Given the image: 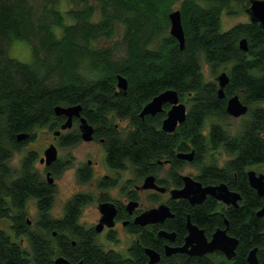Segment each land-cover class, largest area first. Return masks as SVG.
I'll use <instances>...</instances> for the list:
<instances>
[{
    "label": "trees",
    "instance_id": "1",
    "mask_svg": "<svg viewBox=\"0 0 264 264\" xmlns=\"http://www.w3.org/2000/svg\"><path fill=\"white\" fill-rule=\"evenodd\" d=\"M234 4L246 12L249 0H0V218L9 219L15 234L30 244L26 250L0 226V264H56L59 256L69 264H149L147 247L161 254L156 264H250L247 257L254 248L258 264H264V220L257 216L264 197L247 175L252 166H264V30L248 21L222 31L223 14L240 12ZM174 7L182 15L184 49L169 31ZM243 38L249 43L247 52L239 46ZM14 40L30 43V62L9 55ZM202 60L214 73L228 66L224 99L218 96L217 81L206 80ZM118 75L128 79L126 94L119 93ZM167 89H175L188 107L185 122L173 133L161 129L169 105L155 116H140ZM235 94L248 104L249 119L231 134L220 120L230 117L226 100ZM77 104L102 140L111 169L132 167L143 178L156 171L158 161L168 159L175 177L184 165L177 153L194 150L200 170L195 177L203 184L227 183L241 194L239 207L213 197L193 206L181 200L163 225L139 227V239L127 256L105 249L80 226L84 202L71 200L63 217H52L56 188L36 169L37 155L28 153L19 170L11 160L38 129L61 127L65 119L55 114L56 106ZM211 117L218 121L205 134ZM117 121L129 125L124 128ZM22 133L29 138L18 141ZM80 141L77 129L60 144L73 147ZM221 150L230 156L223 166L216 161ZM68 166L60 160L53 174L60 176ZM30 200L40 212L33 229L27 220ZM188 216L208 237L225 228L227 220L228 233L239 240L235 257L229 260L222 252L166 256L169 241L158 237V230L175 232V244L181 245Z\"/></svg>",
    "mask_w": 264,
    "mask_h": 264
},
{
    "label": "water",
    "instance_id": "2",
    "mask_svg": "<svg viewBox=\"0 0 264 264\" xmlns=\"http://www.w3.org/2000/svg\"><path fill=\"white\" fill-rule=\"evenodd\" d=\"M246 13L249 15L250 21L258 23L264 30V0H249V6L246 9ZM170 20V34L175 37L180 48H185V31L182 23V15L179 9H175L169 13ZM240 49L247 52L249 50V43L247 38H243L239 42ZM230 77L226 71L221 72L217 77L218 83V96L220 99H224L225 88L228 85ZM128 79L123 75L117 77V87L119 93L126 94L128 90ZM166 104L170 105L167 110V115L162 122V130L167 133H173L179 125L183 124L187 118L188 107L181 101L179 93L175 89H167L160 94L156 95L151 101H149L142 109L140 116L144 118L147 115L155 116L158 113H162ZM226 112L228 115L234 118H240L245 116L249 112L248 104L244 103L238 94L232 95L226 100ZM55 114L57 116H65L66 121L61 128L63 130L72 127L73 119H80V131L81 137L84 141H92L95 138V128L88 120L82 115V105H70L55 107ZM60 134V131L55 133ZM18 141H25L29 138V134L22 133L18 135ZM178 157L183 160L192 162L195 157V151L180 152ZM58 159V149L52 144L44 151V158L41 162H45L47 166H51L53 162ZM248 181L250 186L256 191L258 196L264 197V174L258 173L253 169H249L247 172ZM48 182L53 184L54 178L51 172L47 174ZM184 187L181 189L172 190V197L174 199H186L192 205L202 204L208 196H211L218 201L224 203L227 206L239 207V202L242 200V196L239 192L230 189L229 185L225 182H221L215 185L204 186L200 181L194 179L190 175L183 177ZM155 178L153 176H147L142 185L143 189L156 188ZM129 209L132 211L137 207V203H130ZM102 217L97 230L101 231L104 225L112 227L114 225V218L116 216V208L112 203H104L100 205ZM257 216L264 220V205L257 211ZM174 217L170 207L161 205L159 207L146 210L139 214L135 223L140 226H147L150 224L164 223L167 219ZM188 234L185 237L184 244L175 246L168 244L165 247V254L171 256L174 254H186L189 256H205L215 252H222L227 259L231 260L236 255V249L239 244V240L231 236L228 233V222L226 221L225 228L217 229L209 239L204 231L198 225L194 224L190 216L187 220ZM160 238H165L171 243L175 241L176 233L169 232L165 229L158 231ZM257 248L250 251L247 260L250 264H258ZM146 253L149 257V264H156L161 259V254L152 248H146ZM56 264H69V260L63 256H59L55 259ZM78 264H81L79 262Z\"/></svg>",
    "mask_w": 264,
    "mask_h": 264
},
{
    "label": "flooded vegetation",
    "instance_id": "3",
    "mask_svg": "<svg viewBox=\"0 0 264 264\" xmlns=\"http://www.w3.org/2000/svg\"><path fill=\"white\" fill-rule=\"evenodd\" d=\"M166 105H169V104H166ZM165 106H164V108H165ZM169 108H170V105H169ZM167 110H166V115H167ZM64 119L66 121V117L65 116H64ZM71 128H72V133L78 129L79 132H80V135H81L80 119L79 118H74L73 119V124H72ZM210 128H211V125L209 126L208 133L210 132ZM66 130L67 129L63 130L60 127L58 130L52 131L53 134H54V138L56 139L57 144L59 146H61V144H60L61 138L64 135H66V134L71 132V131L66 132ZM57 131H60L59 135L55 134ZM82 140L83 139L81 137V141ZM85 142H88V141H85ZM89 142H100V143H102V140L101 139H97L95 137L92 141H89ZM52 144H54L57 147V145L55 143H50L49 146L52 145ZM57 149H58V147H57ZM187 152H190V151H187ZM178 153H180V152H178ZM178 153H177V157H178ZM43 158H44V156L41 157L39 161H40V163L42 165L45 166L44 171L46 173L47 181H48V177H47L48 172H51V175H52V177L54 178V181H55V178H57L59 176H55L53 174L52 169L56 166V163L60 161L59 151H58V159L55 162H53L51 164V166H47L45 162H41V160ZM178 159L182 160L184 162V165H183V167L181 169H179L177 171L175 170V177H174V170L172 168V163H171L170 160L166 159V160L158 161V164H157V167H156V171L154 173H150V174L144 176L143 178H138L132 167H127L125 169H111L110 167L107 166V164H106V168H107L106 171L104 173L100 174V175H96L95 171H94V168L92 166V160L89 159L87 163H84V164L78 166L77 168H75L76 174H77V177H78V181L80 183V186L78 187V189H76L74 192H72V196L69 198V200H67V202H66V204L64 206V210L66 208L67 203L70 202L71 200H72V203H74L76 201V199L79 200V202L81 204L84 202V205L80 207V214L81 215L79 217V224H80V226L83 227L84 231L94 233L96 235L97 242L101 246H103L105 249L115 250L114 248H108L107 246L108 245L117 246L120 243V241H121V239L119 237V229H120V227L123 228V230L127 234L132 236V238H133L132 243H133L135 240L139 239V232H138L139 231V227H154V226H158V225L160 226V225H163L167 220L171 219V218L167 219L162 224L158 223V224H150V225H147V226H140V225L135 223V219H136V217L139 214H141L142 212H144L146 210L153 209V208L159 207L161 205H166V206L170 207L171 212L175 215L174 211L172 210V205L173 204L178 205L181 202V200H186V199H174L172 197V190L181 189V188L184 187V179H183V177L186 176V175H190L194 179L198 180L195 177V175L182 174L181 173L186 166L195 165L194 160L192 162H189L187 160L180 159L179 157H178ZM194 159H195V157H194ZM126 169H132L134 171V173H135L136 178H132V179L128 178V179H126L124 177V173H125ZM40 175L44 178V176L41 173H40ZM83 175H85L86 177H84ZM147 176H153L155 178V183L157 185L156 188H149V189H143L142 188L144 180H145V178ZM175 181H177L178 184H176ZM49 184H51V183H49ZM215 184H218V183L203 184V185L207 186V185H215ZM51 185L55 186V182L53 184H51ZM146 192L149 193L148 194V199L150 200L151 203L147 207H142V194L146 193ZM208 197H211V196H208ZM186 201H188V200H186ZM104 203H112L115 206V208H116V216L114 218V225L112 227H109L108 225H104L103 229L101 231H98L97 230V226L99 225L101 217H102V212L100 210V205L104 204ZM130 203H137V207L134 210H132V211L128 207ZM90 204H93L94 213L97 214V217H96L95 221H93L91 223L86 221V220H83V218H82V214L84 212L85 207L87 205H90ZM225 206H227V205H225ZM27 220H28L29 226L32 227V225H33L32 221L28 217H27ZM187 220H188V218H187ZM226 221H225V224H226ZM161 229H164V228H160L159 230H161ZM217 229H219V228H217ZM169 232H172V231H169ZM14 234H15V232H14ZM53 236L54 237L57 236V232L56 231L53 232ZM18 238H20L19 241H17ZM208 238L210 239L211 237H208ZM15 239H16L17 242H20L21 244H23L22 241L24 240V237H18L15 234ZM175 240H176V238H175ZM184 241H185V239H184ZM76 244H77L76 239L72 238V245L76 246ZM168 244L179 246V245L175 244V241L173 243H171L169 241L166 245H168ZM166 245H165V247H166ZM115 251H117V250H115Z\"/></svg>",
    "mask_w": 264,
    "mask_h": 264
},
{
    "label": "rangeland",
    "instance_id": "4",
    "mask_svg": "<svg viewBox=\"0 0 264 264\" xmlns=\"http://www.w3.org/2000/svg\"><path fill=\"white\" fill-rule=\"evenodd\" d=\"M235 8L240 12L238 14H228L224 13L222 16L221 30L225 31L232 26L250 21L249 15L245 12V10H241V5L234 4ZM178 7H174L177 9ZM9 55L13 58L24 62H30L32 59L31 54V45L29 42L24 40H14L9 49ZM202 68L203 73L207 81H216V77L223 71L228 70V66H221L214 73L212 68L202 60ZM249 119L248 114L242 116L240 118H234L230 116L224 120H220L225 124L227 130L231 134H235L242 129L243 124ZM218 121L217 117H211L207 120L204 133L208 134L209 126L211 123ZM121 127H128L127 121H117ZM72 131V128L67 129L66 132ZM50 143H55L58 147L60 160L63 162L69 163V166L61 173V175L55 178V188H56V197L53 203V206L50 210V214L54 218H61L65 214L64 206L72 196V192H74L80 186L78 181V177L76 174L75 168L78 166L87 163L89 159L92 160V166L94 168L95 174L100 175L106 171V150L102 143L100 142H85L81 141L76 144L74 147H61L57 144L56 139L54 138L53 132L48 128H40L36 131V136L30 142L25 144L20 151H17L12 160L11 166L15 170H19L21 167V163L23 158L30 152H34L37 155V160L35 162L36 169L46 178V173L44 171L45 166L40 163V158L44 156V150L48 148ZM217 163L219 166H223L226 161L230 158V156L224 151L221 150L216 154ZM209 159L206 160L209 163ZM73 162V163H72ZM250 169L255 170L258 173L264 174V166H252ZM199 172L198 165H188L181 172L182 174H192L196 175ZM124 177L128 178H136L135 173L132 169H126L124 173ZM95 179V178H94ZM148 192L142 194V207H147L150 205V200L148 199ZM27 213L28 218L32 221V227L37 224L39 220V209L34 200H30L27 204ZM97 214L94 213L93 204L87 205L82 214L83 220L88 222L95 221ZM0 226L6 232H8L14 239L15 234L11 229V221L9 219L0 218ZM119 237L121 239L120 243L115 245H108V248H114L124 256L128 255V249L132 244L133 238L129 234H127L123 228L119 229ZM16 240V239H15ZM20 238L17 239L19 241ZM22 246L26 250H30V244L26 237L22 241Z\"/></svg>",
    "mask_w": 264,
    "mask_h": 264
}]
</instances>
